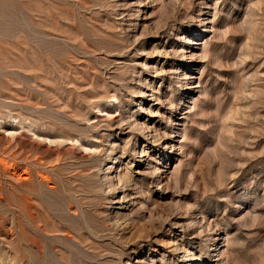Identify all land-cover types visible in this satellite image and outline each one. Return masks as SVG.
Segmentation results:
<instances>
[{
	"label": "rangeland",
	"instance_id": "1",
	"mask_svg": "<svg viewBox=\"0 0 264 264\" xmlns=\"http://www.w3.org/2000/svg\"><path fill=\"white\" fill-rule=\"evenodd\" d=\"M0 197V264H264V0H0Z\"/></svg>",
	"mask_w": 264,
	"mask_h": 264
},
{
	"label": "bare ground",
	"instance_id": "2",
	"mask_svg": "<svg viewBox=\"0 0 264 264\" xmlns=\"http://www.w3.org/2000/svg\"><path fill=\"white\" fill-rule=\"evenodd\" d=\"M24 191H25V190H24ZM24 191H23V192H24ZM26 192H27V191H26ZM26 192H25V194H26ZM35 194H36V193H35ZM27 195L30 196L29 194H27ZM19 197H20V196H19ZM21 197H22V196H21ZM0 198H1V197H0ZM23 198H24V197H23ZM35 198H37V197H36L35 195H32V197L28 198L26 202H28V203H30V204H32V205H35V204L33 203V200H34ZM24 200H25V199H24ZM29 201H30V202H29ZM36 201H37V200H36ZM41 202H42V201H41ZM35 203H36V202H35ZM37 203H39V202H37ZM42 205H43V204H42ZM42 205H41V206H42ZM41 206L36 205V206H35V208L37 207V208H36V211L38 210V211H40V213H41V212L44 213L45 208H43V206H42V207H41ZM19 208H20V207H19ZM33 208H34V207H33ZM35 208H34V209H35ZM18 210H19V209H18ZM21 213H22V212H21ZM40 213H39V214H40ZM45 213H46V212H45ZM47 213H48V212H47ZM19 214H20V213H19ZM47 215H49V213H48ZM47 215H46V216H47ZM19 216H20V215H19ZM24 217H25V216H24ZM25 218H26V217H25ZM0 219H2V217H1ZM27 221H28V220H27ZM55 221H56V220H55ZM53 222H54V221H53ZM3 223H4V222H3ZM52 224H53V223H52ZM54 225H55V224H54ZM62 225H63V224H62ZM0 226H1V225H0ZM24 226H26V225H24ZM51 226H52V225H51ZM60 226H61V224H60ZM63 226H64V225H63ZM1 227H2V226H1ZM21 227H22V226H21ZM33 227H34V226H33ZM26 228H27V227H26ZM18 229H19V228H18ZM37 229H38V228H37ZM63 229H64V228H63ZM65 229H66V228H65ZM65 229H64V232H65ZM67 230H68V228H67ZM4 231H6V230H4ZM20 231H21V230H20ZM60 231H62V229H61ZM0 232H1V231H0ZM6 232H7V231H6ZM29 232H30V231H29ZM43 232H44V231H43ZM55 232H56V231H55ZM7 233H8V232H7ZM58 233H59V232H58ZM62 233H63V232H62ZM62 233H61V234H62ZM4 234H5V233H4ZM12 234H13V233H12ZM21 234H22V233H21ZM35 234H36V232H35ZM35 234H34V235H35ZM47 234H49V233H47ZM2 235H3V233H2ZM7 235H8V234H7ZM45 235H46V234H45ZM52 235H54V234H52ZM39 236H40V235H39ZM68 236H69V235H68ZM68 236H66V237H68ZM35 237H36V236H35ZM36 238H37V237H36ZM40 238H41V237H40ZM34 240H35V243L39 244V242H37L36 239H34ZM23 241H24V240H23ZM32 243H33V242H32ZM35 243H34V244H35ZM37 244H36V245H37ZM29 245H30V244H29ZM39 245H40V244H39ZM25 246H26V245H25ZM27 247H28V246H27ZM24 251H25V250H24ZM26 254H28V252H27ZM32 255H33V254H32ZM37 256H38V255H37ZM42 256H43V255H42ZM23 260H24V259H23ZM24 261H25V260H24ZM27 262H28V261H27ZM24 263H25V262H24Z\"/></svg>",
	"mask_w": 264,
	"mask_h": 264
}]
</instances>
